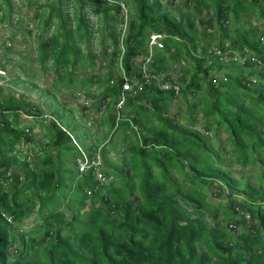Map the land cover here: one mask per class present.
<instances>
[{
    "label": "trees",
    "instance_id": "trees-1",
    "mask_svg": "<svg viewBox=\"0 0 264 264\" xmlns=\"http://www.w3.org/2000/svg\"><path fill=\"white\" fill-rule=\"evenodd\" d=\"M120 1L135 10L127 17L123 50L121 30L115 28L123 22L119 4L47 0L37 5L43 34L56 25L49 36L39 35L38 44L40 62H49L55 75L53 86L85 88V98L94 96L92 85L101 89L96 105L99 110L105 104L101 123L107 131L98 140L111 133L102 146L95 141L80 148L76 138L86 142L91 134L78 124L75 138L55 109L50 124L41 125L43 146L56 150V160L49 149L28 160L18 145L32 143L35 134L32 126L20 125V117L44 112L23 93L1 97L0 85V264H264V68L223 62L210 52L246 48L264 61V0H179V13L171 8L178 0ZM90 4L100 9L101 27L90 26L84 12ZM13 14L14 0H0V23H10ZM93 32L103 45L99 54L89 50ZM152 33L163 34L164 45L150 54ZM97 56L105 73L77 79L76 68H93ZM137 56L143 57L139 63ZM8 61L1 55L0 78ZM119 61L140 89L126 93L116 119L112 109L123 81ZM180 61L186 67L173 79ZM220 72L225 74L215 78ZM154 76L178 83L179 93L160 90ZM250 78L259 81L255 89ZM172 97L189 109L185 123L167 114ZM197 108L204 132L195 128ZM117 132L128 144L131 168H118L108 158ZM99 147L112 167L102 170L110 178L107 185H100L91 170L80 175L65 168L68 157L76 169L82 150L92 156ZM233 164L248 170L236 178ZM254 167L256 175L250 172ZM212 195L224 202L208 201ZM33 214L38 221L23 231V221Z\"/></svg>",
    "mask_w": 264,
    "mask_h": 264
},
{
    "label": "rangeland",
    "instance_id": "rangeland-1",
    "mask_svg": "<svg viewBox=\"0 0 264 264\" xmlns=\"http://www.w3.org/2000/svg\"><path fill=\"white\" fill-rule=\"evenodd\" d=\"M45 1L47 0H14L15 14L12 15V21L5 25L0 23V57L1 55L6 54L9 60L6 63V70L2 72V78H0V85H2L3 87V93L1 97L7 96L8 94L18 95L23 93L25 95V100L31 101L35 105L39 106L44 112L43 116L38 118L26 117L24 115H21L20 117V125L32 126L33 133L35 134V139L32 143L18 145L19 150L24 155H27L28 160H33L37 157V148H43L42 145L46 142V139H43L45 137L42 134L43 131L41 128V123L50 124L51 119L56 117L51 115L52 111L55 109H57L59 113H63L64 117H66V115L74 117L75 121L80 124L82 129H84L86 132L89 131L91 136L87 139L88 142H93L99 137V134L103 133L98 124L100 110L97 109L96 105L101 99V89L96 87L95 85H92L89 88V91H91L94 96L87 98H85L83 94L85 88L77 90L72 87L65 88L61 86L59 89H56L53 86L55 75L50 69V63L46 62L42 64L40 62L38 44L41 37L39 35H42L44 33V30H42V25H38V17L42 10H38L37 5L39 3H44ZM171 8L172 11L176 13L181 12L183 9L180 6L179 0ZM67 11L70 13V15H73V9L71 5L67 7ZM84 12L89 19V23L92 28H96V26L101 27V13L98 7H94L90 4L89 6H86L84 8ZM134 15L135 10L133 5L128 4L125 11L120 15V18L123 19V22L121 23L119 21L117 23V25L115 26L116 30L119 31L121 29V25H123L125 19H127V16L128 18H133ZM16 16H18V21L16 20ZM252 22L255 24H259V20H257V18L254 16H252ZM55 27L56 25H53L43 35L49 36L55 31ZM99 40L100 36L98 32H93V38L91 39L89 50H91L95 54H99L100 50L103 47L102 43ZM106 42H108V39H106ZM80 46L84 50V53H86L88 49L83 48V44H80ZM7 47L10 48V51L7 50ZM141 57L142 56L135 57V63L141 62ZM94 61L95 65L93 68H91L90 66H78V68H76L75 74L77 75V79L84 78L88 75L97 76L100 73H105L106 68L100 67L102 58L100 56H97ZM184 67H186V64H184V62L182 61H180L173 67V79L181 75L180 69ZM132 70H134V66ZM114 72H116V67L114 68ZM243 72L244 70L242 69V73ZM115 75L117 76V73H115ZM215 78L219 79L220 76L215 75ZM16 80H18V84L14 83V81ZM60 85L61 83L59 84V86ZM48 90L50 91V93L48 92ZM188 99L189 101H191L192 96ZM179 102L180 101H178V103ZM181 105L182 112H179V109H171V116L178 115L179 118L180 115H188L189 109H187V106L183 101ZM83 106L87 107V112L84 111V109L82 108ZM200 111V108L196 109L195 115L198 121L195 124V128L204 132V120L201 117ZM84 114H86V117L83 118ZM180 119L182 123L186 122L183 117H181ZM211 133L212 131L210 132V135ZM226 136V133L222 132L220 135V139L224 141L226 139ZM102 140L103 139L100 138L98 142ZM76 142L79 143L80 141H77L76 139ZM82 143L84 144L85 142L82 140ZM46 149H49L50 156L54 158V148H44V150ZM112 157H114L115 159L120 158V156L116 155H112ZM67 164L73 165L74 167V164H72L71 161H67ZM231 166L234 167L233 175L236 178H238L241 174L248 170L247 168L245 170L244 168L238 167L236 164H233ZM250 172L253 175H256L255 172L259 173L256 167L252 168ZM253 180L256 181L255 176H253ZM209 192L212 191L209 190ZM207 199L208 201H212L214 203H216L217 201H221L222 203L224 202V200L221 198H215V195L208 196ZM36 221H38L37 217L34 214L31 215L29 218L23 221L21 229L23 231L32 229Z\"/></svg>",
    "mask_w": 264,
    "mask_h": 264
},
{
    "label": "built area",
    "instance_id": "built-area-1",
    "mask_svg": "<svg viewBox=\"0 0 264 264\" xmlns=\"http://www.w3.org/2000/svg\"><path fill=\"white\" fill-rule=\"evenodd\" d=\"M109 4H119L122 9V13L125 11L126 6L123 2L120 0H106ZM127 27V19H125L123 25H121V34L119 36L120 43L122 42V39L124 37L125 29ZM163 34H156L153 33L148 41V47H149V53L151 54L152 50L154 48H162L163 47ZM120 49L123 50L122 44H120ZM213 54L218 55V60L220 61H233L238 62V64H245L246 62L253 63L254 67L256 68H264V61L259 58L255 57L249 54V51L246 48H243L241 52L239 51H232V52H222L218 48H213L210 50ZM224 53V54H223ZM228 54V56L226 55ZM151 63V55L146 56L144 62H143V76L147 77L148 73L146 72V69L148 68L149 64ZM119 75L122 77L123 81L121 83V95H120V101L118 105H121L123 103V100L126 96V93L136 94L137 89H140V85L135 87V84L137 85L136 79L132 76H128L125 73V70L123 69L120 61H119ZM156 79V83L158 85V88L163 91H172L174 93H178L180 91V85L178 83L172 82L168 79H163L161 76H154ZM249 86H256L259 81L256 78H250ZM105 164L102 159V155L100 152V148L97 149L92 156H90L85 150H82L81 155L76 157V170L78 173L85 174L88 171H93L94 173V179L100 184V185H107L109 183V178L104 175L102 170L104 169ZM89 194V190L87 191ZM5 219L7 221H10L11 218L5 214H3ZM246 218H249V215L245 214ZM232 227H235L234 224H231Z\"/></svg>",
    "mask_w": 264,
    "mask_h": 264
},
{
    "label": "crops",
    "instance_id": "crops-1",
    "mask_svg": "<svg viewBox=\"0 0 264 264\" xmlns=\"http://www.w3.org/2000/svg\"><path fill=\"white\" fill-rule=\"evenodd\" d=\"M128 17V16H127ZM121 30V29H120ZM121 44H122V42H121ZM123 45V44H122ZM215 48V47H214ZM213 49V48H212ZM212 49H210V50H212ZM219 49V48H218ZM240 52V51H239ZM141 58H143V57H141ZM118 74H119V72H118ZM225 74V72H220L219 74H218V76L219 75H224ZM259 85L257 84L256 86H254L253 88L255 89L256 87H258ZM179 93V92H178ZM131 93H129V95H130ZM120 95H121V93H120ZM132 95V94H131ZM178 96V95H177ZM90 97V96H89ZM126 97V96H125ZM125 99V98H124ZM109 100V99H108ZM119 101H120V97H119V100H118V102L116 103V106L114 107V109H112V113L114 114V115H116V119H118L119 117H120V115H119V110H120V107H122L123 106V104H124V100H123V103L121 104V105H118L119 104ZM178 101H180L181 103H182V100L181 99H179V98H176V97H172V101H171V103L169 104V106H168V110H167V114L169 115V116H171V114H170V112H171V109L173 110V109H179V112H182L181 111V107H182V105H181V103L179 102L178 103ZM143 102V101H142ZM142 102H140V103H142ZM100 108H99V110H100V116H99V119H98V124H99V126H100V129H101V131L102 132H106L107 131V125L106 124H103V122L101 123V121H102V118H103V116H104V113H105V104H103V105H101V106H99ZM83 109H84V111L85 112H87V107L86 106H83L82 107ZM64 110V109H63ZM65 111V110H64ZM69 112V111H68ZM172 113V112H171ZM177 114H178V112H177ZM86 115V114H85ZM186 115V114H185ZM184 116V115H183ZM182 115H180V117H179V119L181 118V117H183ZM84 117H86V116H83V118ZM181 120V119H180ZM66 124H67V126H66ZM79 123H77L76 121H75V119H74V117H70L69 115H66V117H64V123H63V125H65L66 127H67V129L69 130V131H71L70 133H71V135H73L74 137L76 136V135H80V134H78L76 131H77V129H78V127L79 126H77ZM106 126V127H105ZM41 128H42V131H43V136L45 137V138H43V139H46L45 141V143H47V138H46V136H45V132H46V128H45V126H41ZM79 129H81V130H84V129H82L81 127H79ZM85 131V130H84ZM86 132V131H85ZM89 132V131H88ZM87 133V132H86ZM90 133V132H89ZM103 134V133H102ZM101 134H99L98 136H100ZM110 135H111V133L109 132L108 133V135L104 138V140H102L101 141V143L99 144V146H102L104 143H106L107 142V140H108V138L110 137ZM77 137V136H76ZM75 137V138H76ZM90 137V136H89ZM123 137H124V135L123 134H121V133H115V135H114V140H115V145L113 146V147H107V148H109V152H108V154H109V160L111 161L110 163H112V164H114V165H116L118 168H123V169H128L127 167H129V168H131L130 167V163L128 162L129 161V157H130V155H131V153L130 152H128L127 151V146H128V144H126V143H124L123 142ZM77 139V141H80L78 138H76ZM96 141V143H97V141H98V138L97 139H95L93 142H88V140L85 142V144L83 145L81 142H79L78 143V145L81 147V148H83V149H86V147L87 146H89L90 144H92V143H94ZM94 145H96V144H93V146ZM42 149H40V148H37L36 149V158H38V157H40V156H43L44 155V146L42 145ZM100 148V147H99ZM98 148V149H99ZM31 150V149H30ZM42 150V151H41ZM100 150H101V148H100ZM88 151H90V150H88ZM54 154H55V156H54V158H53V160H56V157H57V153H56V150L54 149ZM112 155H116V156H120V158L118 159H115L114 157H112ZM111 156V157H110ZM112 159V160H111ZM67 161H72L71 160V158H69L68 157V159H67ZM67 161L65 162V168H67V169H70V170H72V171H76V169H74V167H73V165H68L67 164ZM105 162V161H104ZM73 164V163H72ZM109 169H108V168ZM105 169H107L108 171H111L112 170V167L109 165V164H107L106 162H105V167H104ZM13 169H15V168H13Z\"/></svg>",
    "mask_w": 264,
    "mask_h": 264
},
{
    "label": "clouds",
    "instance_id": "clouds-1",
    "mask_svg": "<svg viewBox=\"0 0 264 264\" xmlns=\"http://www.w3.org/2000/svg\"><path fill=\"white\" fill-rule=\"evenodd\" d=\"M153 34V33H152ZM157 34V33H156ZM149 41V40H148ZM109 178V177H108ZM109 181H110V178H109ZM235 228V227H234Z\"/></svg>",
    "mask_w": 264,
    "mask_h": 264
}]
</instances>
